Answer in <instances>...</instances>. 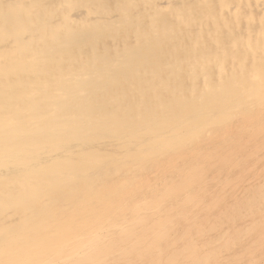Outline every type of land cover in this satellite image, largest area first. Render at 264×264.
I'll use <instances>...</instances> for the list:
<instances>
[{
	"label": "bare ground",
	"instance_id": "6f19581e",
	"mask_svg": "<svg viewBox=\"0 0 264 264\" xmlns=\"http://www.w3.org/2000/svg\"><path fill=\"white\" fill-rule=\"evenodd\" d=\"M264 0H0V264H264Z\"/></svg>",
	"mask_w": 264,
	"mask_h": 264
},
{
	"label": "rangeland",
	"instance_id": "374dc122",
	"mask_svg": "<svg viewBox=\"0 0 264 264\" xmlns=\"http://www.w3.org/2000/svg\"><path fill=\"white\" fill-rule=\"evenodd\" d=\"M264 195V194H263Z\"/></svg>",
	"mask_w": 264,
	"mask_h": 264
}]
</instances>
